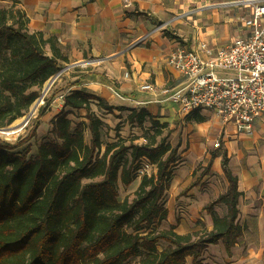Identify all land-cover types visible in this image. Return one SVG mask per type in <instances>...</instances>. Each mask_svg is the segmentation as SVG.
I'll return each mask as SVG.
<instances>
[{"label":"trees","instance_id":"16d2710c","mask_svg":"<svg viewBox=\"0 0 264 264\" xmlns=\"http://www.w3.org/2000/svg\"><path fill=\"white\" fill-rule=\"evenodd\" d=\"M18 2L0 6V128L26 115L39 89L67 62L55 36L28 30V18ZM163 32L182 43L181 37L167 29ZM93 103L105 113L126 109L110 105L92 90H72L64 100L70 109L54 116L34 154L30 145L24 146L33 131L14 143L0 138V264H130L132 260V264H186L188 257L198 264L206 247L220 241L230 255L244 226L238 220L241 192L227 155L221 162L227 188L204 207L212 218L210 230L180 234L173 225L143 230L167 217L163 197L178 163L180 143L167 141L173 130L164 134L159 128L168 124L138 107L128 109L125 121L140 127L149 122L155 131L143 143L119 139L123 142L102 149L104 121L92 109ZM73 109L84 110L86 121L69 119ZM143 158L155 165V173L142 175L133 196L120 199L119 183L128 186L138 178L136 169ZM219 203L226 207L223 215L214 210ZM159 241L165 246L158 248Z\"/></svg>","mask_w":264,"mask_h":264},{"label":"crops","instance_id":"0c3cea01","mask_svg":"<svg viewBox=\"0 0 264 264\" xmlns=\"http://www.w3.org/2000/svg\"><path fill=\"white\" fill-rule=\"evenodd\" d=\"M256 2L264 4V0H19L17 6L25 12L30 32L41 31L46 37L58 39L67 56V62H62L61 67L67 64L75 68L74 71L69 68L57 81L53 95L89 89L110 105L126 108L114 109L118 114L122 111L128 114L131 108L145 107L159 123H167L173 130L171 126L183 116L175 112V105L166 98L181 77L167 65V56L180 44L193 48L199 40H207L215 45H226L235 37L243 36L246 28L238 18L249 15ZM11 3L12 0H0V6L8 7ZM138 11L147 13L150 18L137 14ZM164 29L185 41L190 40V47L166 36ZM126 72L127 77L124 75ZM87 74L96 76L86 77ZM147 82L154 86V90L140 88ZM82 111L79 110L80 113ZM59 112L47 108L41 114L47 133L51 130L52 119ZM76 112L71 110L67 117L73 120ZM191 119L186 122L183 133H188L189 147L181 157L183 142L180 143L178 165L174 167L170 187L163 197L168 210L164 228L173 225L176 232L187 233L194 228L196 217L206 229L212 228L211 215L204 207L227 188L228 181L221 166L226 154L228 167L236 176L237 189L241 192L238 220L244 226L229 261L264 263V114L255 121L250 134L234 133L233 128L223 124L218 116L203 121ZM44 136L38 141L36 150ZM213 137L216 138L214 141ZM219 139H222V146L215 148L214 143ZM206 146L213 148L212 153L205 157L215 175L211 183L201 189L199 184H190L198 158L195 156L205 153ZM189 156L192 157L190 164L180 169ZM175 180L179 188L172 191ZM139 182L140 177L126 187L134 184L136 189ZM184 190L185 195L182 194ZM174 205H177L180 215L176 216L175 222L172 221ZM224 206L219 203L214 210L219 213ZM215 245L223 246L220 241L210 244L206 250ZM186 264L196 263L188 257Z\"/></svg>","mask_w":264,"mask_h":264},{"label":"built area","instance_id":"2783aa9c","mask_svg":"<svg viewBox=\"0 0 264 264\" xmlns=\"http://www.w3.org/2000/svg\"><path fill=\"white\" fill-rule=\"evenodd\" d=\"M238 19L246 28V33L235 37L228 44L215 45L207 40H199L193 48L180 44L167 56V65L179 73L181 81L166 99L182 115L208 109L223 124L231 126L234 133L250 134L255 121L264 114V4L254 3L250 14L240 15ZM72 66L65 65L59 69L34 102L44 106L47 102H44V96L51 84ZM124 75L127 77L128 72ZM140 88L154 90L150 82L143 83ZM65 95L57 93L48 106L64 109ZM30 116L25 117L23 125L14 129L0 128V133L7 138L19 135ZM221 146L222 139L216 140L214 147ZM155 170V165L143 158L136 174L138 177L151 175Z\"/></svg>","mask_w":264,"mask_h":264},{"label":"rangeland","instance_id":"374dc122","mask_svg":"<svg viewBox=\"0 0 264 264\" xmlns=\"http://www.w3.org/2000/svg\"><path fill=\"white\" fill-rule=\"evenodd\" d=\"M11 4H8V7ZM186 21H189V19H187ZM177 24H179V22ZM182 43H184V45H187L190 47L191 41L190 40L185 41L182 39ZM64 66L65 65H62L61 68H63ZM70 69H72V71L75 70V68H73V67L72 68L70 67ZM68 70H69V68H68ZM68 70H66L64 73H62V75H64ZM62 75L59 78H57L55 80V82H53V84H51L47 95L44 96V102H46L49 99L52 100L55 97L56 94L53 95V93L55 92V89H57L55 87V85H56L57 81L62 77ZM48 85H49V81H47L43 85L42 89H39V91H40L39 96H41L43 88H45ZM52 96H53V98H52ZM49 102H48V104H49ZM42 107H43L42 104H36V102H34L26 115L18 118L13 123H11L9 126H7V127H12V129L17 128V127L23 125V121H24L25 117H27L28 115H31L29 122L21 130L19 135L9 136L7 138L5 135L0 133V138L3 140V137H6L5 138L6 140L4 139V141L14 143L16 141H19L21 139L26 138L29 135L30 131H33L34 135L28 139V141L24 144V146L30 145V147H31L30 153L34 152L36 150V145H37L38 141L40 140V138L42 136H44V134L47 133L46 125L43 122L44 120L40 117L41 116L40 109ZM47 107L50 110L52 109L50 106H47ZM91 107L95 111V113L98 116H100L102 118V120L104 121V126L102 128V149H104L107 144L114 143V142L118 141L119 139L126 141L125 143H127L129 141H133L136 143H143L146 141V138L150 134H152L153 131H155V129L150 128L149 122H146L143 127L132 126L129 123H127L125 121V118L123 117L124 115L127 114V111H122L119 114L117 113V111H114L113 114H106L102 109H100L94 103L91 105ZM53 109H55V108H53ZM175 112H177L178 115H181V113H179V109L176 106H175ZM84 114H85L84 110L82 111V113L77 111L73 115L72 121L74 123H76L78 121H86V119L84 118ZM182 116H183L182 119H180L179 121L174 123L173 126H171V127H173L174 132L172 134H170V136L167 138V141L171 142L172 145H175L178 142L182 144V142H183V145H182V148L180 151L181 157L183 156L182 153H184V151H186L187 148L189 147V140L187 139L188 133L183 134L185 132L184 128L186 127V122H189L190 120H192L191 118H199V117H204V119H211V118L215 119V118H217L216 114L213 111L208 110V109H198V110L191 112L190 115H188V116H185V115H182ZM159 129L165 134V133H167V130L169 129V127L168 128H162V129L159 128ZM191 132H192V130H191ZM191 132L189 130V133H191ZM84 135H85V141L87 143H89L90 142V132L88 130H86ZM186 139H187V142L186 141L184 142V140H186ZM215 139L216 138H214V137L212 138L213 141ZM122 140H119V141H122ZM200 147H202V146H200ZM212 150H213V148L211 149L209 146H206L205 147V153L200 152L197 154V156H195L198 158L196 159V162L194 163V166H193V168H194L192 171L193 180L190 184L191 186L199 184L200 188L203 189V188L207 187V185L209 183H211L210 181H212L211 179L213 178V176L215 174H214L213 170L211 169L210 161L207 162L205 155L207 153L211 154ZM191 161H192V157L189 156L187 158V160L185 159V161H184L185 165L180 169L186 168L190 164ZM177 180H175V183L171 187L172 191L175 188H179ZM134 187H135L134 184L131 185L130 187H126L123 184L119 183V186H118L119 198L123 199L126 196L131 198L133 196V192L135 190ZM182 194L185 195L186 191L184 190ZM184 207H186V205ZM172 209H174V210H172L174 213L172 216V221H174L176 216L180 217V215L177 212L178 211L177 205H174V208H172ZM225 210H226V207L225 208L222 207L221 209H219V213H223V212H225ZM216 213L219 214L218 212H216ZM196 219H197V221H196L194 228H190L188 230V232L193 231V230H201L204 227V224H200V220L197 217H196ZM164 226H167V224L165 223ZM164 226H163V223L161 224L159 222V223H154V224H150L148 226H145L143 228V230L151 229V230L156 231V230H158V228H160V227L162 228ZM127 231H131V229H128ZM165 244L166 243L164 241H159L157 245H158V248H162L163 246H165ZM222 247L223 246H221V245H219V246L215 245L211 249H208V250L205 249L203 254L200 257L201 261L199 260V264H250V263H245V262L244 263H236L233 261H229L232 253L230 255H228L225 248H222ZM205 252L207 253V255H205L206 254ZM204 255H205V257L202 258V256H204ZM133 261L134 260H132L130 264H132ZM253 264H264V263L263 262L262 263L254 262Z\"/></svg>","mask_w":264,"mask_h":264},{"label":"bare ground","instance_id":"6f19581e","mask_svg":"<svg viewBox=\"0 0 264 264\" xmlns=\"http://www.w3.org/2000/svg\"><path fill=\"white\" fill-rule=\"evenodd\" d=\"M14 129V128H13Z\"/></svg>","mask_w":264,"mask_h":264}]
</instances>
